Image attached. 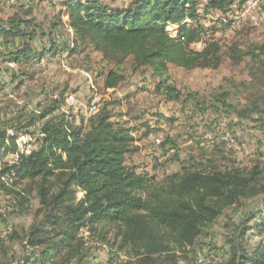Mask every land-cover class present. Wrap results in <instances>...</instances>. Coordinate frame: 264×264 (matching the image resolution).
Returning <instances> with one entry per match:
<instances>
[{
  "label": "trees",
  "instance_id": "obj_1",
  "mask_svg": "<svg viewBox=\"0 0 264 264\" xmlns=\"http://www.w3.org/2000/svg\"><path fill=\"white\" fill-rule=\"evenodd\" d=\"M234 3L207 0L204 9L223 14ZM62 4L65 9L49 27L33 15L31 7L24 14L0 17V61L30 65L47 53L60 54L69 48L76 55L88 48L116 67L108 73L107 88L120 86L126 79L121 66L131 60L134 72L150 69L159 78L158 90L173 101L179 96L166 76L168 64L215 69L223 62L219 40L206 41L201 50L190 47L206 30L197 21V0H132L124 7L102 0ZM169 25L179 26L176 36L168 32ZM40 38L50 45L38 52L34 42ZM234 52L239 62L241 55ZM20 75L26 74L13 71L11 77ZM65 92L36 110L23 108L12 117L0 101V158L8 153L18 156L14 163L3 162L0 196H11L13 212L19 215L30 210L34 198L39 206V219L27 227L25 238L17 230L0 235V264H10L19 240L23 248L14 250L18 260L11 264H89V245L82 232L106 225L116 229L120 249L138 257L137 264H182L187 258L180 252H197L198 246H206L214 224L235 206V210L244 208L239 222L224 234L219 248L209 251L217 249V264H264V174L257 167L244 172L212 159L204 162L192 156L193 160L184 161L169 136L160 148L175 150L164 155L180 162V167L161 177L151 175L129 162L139 147L135 129L124 119L127 113L116 109L122 101L102 97L87 121L82 116L77 122L66 105L69 93ZM225 96L220 98L227 107L223 110L242 114L226 103ZM254 121L264 131V117ZM143 126L149 128L147 135L154 131L148 124ZM22 134L38 135L28 152L22 146L18 150ZM247 200H255L254 206Z\"/></svg>",
  "mask_w": 264,
  "mask_h": 264
},
{
  "label": "rangeland",
  "instance_id": "obj_2",
  "mask_svg": "<svg viewBox=\"0 0 264 264\" xmlns=\"http://www.w3.org/2000/svg\"><path fill=\"white\" fill-rule=\"evenodd\" d=\"M64 1L67 0H0V17L7 18L15 12L24 14L31 7L33 15L45 27H49L58 20L61 9H65ZM131 1L102 0L120 7L127 6ZM197 1L200 13L197 21L206 30L201 39L190 47L201 50L206 41L216 39L222 45L224 58L215 69L168 64L166 76L169 83L175 86L174 93H178L179 99L168 100L166 94L157 88L159 78L153 77L147 67L134 72L131 60L121 66V73L126 79L117 88H107L108 73L116 69L115 65L98 51L87 48L74 55L67 48L60 54L47 53L30 65L0 61L1 105L12 117L23 108L36 110L38 105H45L51 97L66 91L68 95L74 94L79 101V104L68 106L75 121L80 122L82 116L88 117L87 104L95 94L104 100L115 97L122 101L116 109L127 113L124 119L135 129V144L139 150L130 157L129 162L140 166V170L161 177L180 167V162L170 161L164 155L175 150L170 146L160 148L162 141L171 136L178 144L184 161L193 160L192 156L204 162L212 159L215 163L237 167L244 172L257 167V171L264 174V131L258 129L254 121L264 117V0L247 6L241 20L236 17L244 5L240 0H235L234 7L223 14L218 11L206 12L207 0ZM62 19L67 21V16L63 15ZM178 27L169 25L167 30L176 36ZM49 45L48 39L40 38L34 42L38 52L48 49ZM234 50L241 55L239 62ZM9 68L10 71L7 70ZM13 71L26 75L13 80ZM21 81H24L22 85L19 84ZM224 95L226 103L242 111V114H228L223 110L227 109L225 103L220 101ZM204 108L207 109L200 110ZM246 110L249 113L246 114ZM7 115L4 114L3 119ZM143 124H148L154 131L147 135L149 128ZM37 138V134L20 135L17 139L18 150L22 146L28 152L37 143ZM17 158L16 153H8L3 160L0 158V169L3 162L14 163ZM82 194L80 192L79 195ZM11 198L0 196V235L5 237L17 230L25 238L27 227L34 219H39L36 214L39 208L37 200H32L33 205L26 214L19 215L17 211L13 212L14 202ZM246 203L252 205L255 200H247ZM237 207L229 208L217 220L206 238V246H198L197 252H180L187 258L182 264H217V259H214L217 249L209 251V248H219L224 234L230 233L239 222L244 208L235 210ZM82 233L89 245V264H137L138 257L129 253L128 249H120V239L112 225L100 226L91 232L84 229ZM14 247L18 253L23 248V242L17 241ZM14 250L10 264L18 260Z\"/></svg>",
  "mask_w": 264,
  "mask_h": 264
},
{
  "label": "bare ground",
  "instance_id": "obj_3",
  "mask_svg": "<svg viewBox=\"0 0 264 264\" xmlns=\"http://www.w3.org/2000/svg\"><path fill=\"white\" fill-rule=\"evenodd\" d=\"M94 96H96V97H91L89 103L87 104L86 113H87L88 117L91 116L96 111L97 105L101 99V97L97 94H95ZM72 100H77L74 94H71L67 97L66 105L73 104Z\"/></svg>",
  "mask_w": 264,
  "mask_h": 264
},
{
  "label": "built area",
  "instance_id": "obj_4",
  "mask_svg": "<svg viewBox=\"0 0 264 264\" xmlns=\"http://www.w3.org/2000/svg\"><path fill=\"white\" fill-rule=\"evenodd\" d=\"M259 1H261V0H255V1H247L246 0L245 3H244V5H243V9H242L241 13L238 14L236 17L240 18V20H241L245 16V9H248V7H250V4H252V3H257L258 4ZM93 97H96V96H93ZM72 101H73V104H79V101L78 100H72ZM87 118L88 117H85V121H87ZM29 138H30L29 139V141H30L31 140V137H29ZM27 151H30V150H27Z\"/></svg>",
  "mask_w": 264,
  "mask_h": 264
},
{
  "label": "crops",
  "instance_id": "obj_5",
  "mask_svg": "<svg viewBox=\"0 0 264 264\" xmlns=\"http://www.w3.org/2000/svg\"><path fill=\"white\" fill-rule=\"evenodd\" d=\"M113 6V5H112ZM118 7H120V6H118ZM122 7H124V6H122Z\"/></svg>",
  "mask_w": 264,
  "mask_h": 264
}]
</instances>
